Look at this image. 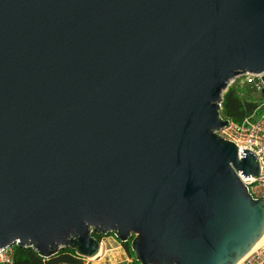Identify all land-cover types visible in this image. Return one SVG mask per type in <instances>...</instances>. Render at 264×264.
I'll return each mask as SVG.
<instances>
[{
    "label": "water",
    "instance_id": "95a60500",
    "mask_svg": "<svg viewBox=\"0 0 264 264\" xmlns=\"http://www.w3.org/2000/svg\"><path fill=\"white\" fill-rule=\"evenodd\" d=\"M246 73L264 0H0V248L95 259L113 232L141 264H237L261 168L216 131Z\"/></svg>",
    "mask_w": 264,
    "mask_h": 264
},
{
    "label": "built area",
    "instance_id": "2783aa9c",
    "mask_svg": "<svg viewBox=\"0 0 264 264\" xmlns=\"http://www.w3.org/2000/svg\"><path fill=\"white\" fill-rule=\"evenodd\" d=\"M245 80L253 84L260 92L264 87L262 75L246 73ZM216 132L225 139L237 144L240 158L242 149H249L256 153L261 168L260 174L249 178H244L241 173L239 175L252 197L256 200H264V100L260 105L258 115L248 117L242 123L229 119V124ZM17 246L19 245L16 243L0 248V264H15V249ZM237 264H264V241Z\"/></svg>",
    "mask_w": 264,
    "mask_h": 264
},
{
    "label": "trees",
    "instance_id": "16d2710c",
    "mask_svg": "<svg viewBox=\"0 0 264 264\" xmlns=\"http://www.w3.org/2000/svg\"><path fill=\"white\" fill-rule=\"evenodd\" d=\"M262 99L264 100V98ZM262 102L243 96L238 86H230L223 94L221 115L226 119L242 123L246 118L260 113ZM94 236L102 241L105 235L94 234ZM123 245L133 259L130 264H141L136 260L135 253L131 248V240L123 243ZM85 261V258L79 256L76 250L70 247L60 249L57 254L50 258L43 257L33 247L17 246L15 249V264H86Z\"/></svg>",
    "mask_w": 264,
    "mask_h": 264
},
{
    "label": "rangeland",
    "instance_id": "374dc122",
    "mask_svg": "<svg viewBox=\"0 0 264 264\" xmlns=\"http://www.w3.org/2000/svg\"><path fill=\"white\" fill-rule=\"evenodd\" d=\"M246 74H241L236 77H234L230 83V86H238L241 94L245 97H250L258 102H262L264 98L261 95V92L251 83H248L246 80ZM228 87V88H229ZM227 91V90H226ZM225 91V92H226ZM224 92V93H225ZM113 234V235H109ZM105 236L102 238V251L101 256L105 258L106 262L113 263V262H120L124 260V263L126 264L127 261L130 263L132 262V258L129 255V252L127 251L126 247L123 245V243L115 236L113 232L104 234ZM96 259H86V264H93Z\"/></svg>",
    "mask_w": 264,
    "mask_h": 264
},
{
    "label": "crops",
    "instance_id": "0c3cea01",
    "mask_svg": "<svg viewBox=\"0 0 264 264\" xmlns=\"http://www.w3.org/2000/svg\"><path fill=\"white\" fill-rule=\"evenodd\" d=\"M103 249V248H102ZM95 262L93 264H108L105 260V258H103V256H101V254L99 255V257L95 258ZM121 263H124V260L123 261H120V262H113V263H109V264H121ZM90 264V263H89ZM126 264H130L129 261L126 262Z\"/></svg>",
    "mask_w": 264,
    "mask_h": 264
},
{
    "label": "bare ground",
    "instance_id": "6f19581e",
    "mask_svg": "<svg viewBox=\"0 0 264 264\" xmlns=\"http://www.w3.org/2000/svg\"><path fill=\"white\" fill-rule=\"evenodd\" d=\"M263 241H264V236H263V238L257 243V245L254 247V249L257 248L258 246H260V245L263 243Z\"/></svg>",
    "mask_w": 264,
    "mask_h": 264
}]
</instances>
